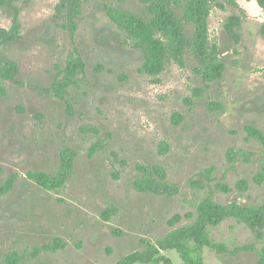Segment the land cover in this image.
I'll return each instance as SVG.
<instances>
[{"label": "rangeland", "instance_id": "rangeland-1", "mask_svg": "<svg viewBox=\"0 0 264 264\" xmlns=\"http://www.w3.org/2000/svg\"><path fill=\"white\" fill-rule=\"evenodd\" d=\"M8 1L0 4V28L12 23ZM57 2L11 0L20 35L0 43V64L13 60L18 67L16 80L0 76V185L17 174L12 189L0 195V264L10 251L23 255L20 264H114L163 237L175 213L183 215L177 226L189 223L184 214L195 213L208 193L219 203L264 200V181L253 180L264 164V145L244 128L264 133V12L256 0H237L245 11L238 42L223 26L237 9L212 8L209 42L217 43L225 69L208 86L189 46L183 65L167 55L157 75L141 71V51L103 8L111 3L146 16L138 0L84 1L73 33L56 17ZM192 32L186 23L188 38ZM73 48L85 69L66 89L68 107L44 89L62 76ZM178 115L183 118L175 123ZM65 146L76 155L62 188L46 190L27 178L28 171L56 172ZM141 179L178 190H136ZM241 179L248 183L245 191L236 187ZM262 232L258 241L245 224L224 220L211 228L214 240L253 244L255 250L229 255L205 248V264H258ZM56 238L65 246L35 252ZM162 253L181 264L174 250Z\"/></svg>", "mask_w": 264, "mask_h": 264}, {"label": "trees", "instance_id": "trees-1", "mask_svg": "<svg viewBox=\"0 0 264 264\" xmlns=\"http://www.w3.org/2000/svg\"><path fill=\"white\" fill-rule=\"evenodd\" d=\"M86 0H58L55 5L57 18L65 20L64 26L71 33L76 29V18L81 13V7ZM124 3L126 0H115ZM264 12V0H256ZM14 9L12 23L8 29L0 28V43L14 40L19 37L21 22L18 11ZM147 15L143 16L126 7H117L111 3H105L103 8L110 20L125 32L126 42L141 51L143 63L141 71L150 75L160 73L165 65L167 55H170L178 64L183 65L185 47L189 46L194 58L199 63L198 73L206 86L210 82L222 77L225 64L220 59L218 45L209 42L208 18L212 8L225 9L231 6L237 9L224 20L223 26L227 34L235 41L240 39L239 27L241 25L244 9L237 0H138ZM0 4H6L0 0ZM186 23L193 25L190 38L186 35ZM264 36V22L260 28ZM85 69V62L78 49L69 51L65 66L60 70L61 77L52 81L44 90L51 92L56 97L63 99L70 107V100L65 96L67 87ZM18 71L17 63L6 60L0 64V76L8 80H16ZM183 118L178 115L175 123ZM248 138H254L264 145V133L257 127L247 125L244 127ZM76 152L65 146L60 151L59 169L53 174L44 171H28L27 178L46 190L62 188L66 180L72 175ZM17 178V174L9 175L0 185V195L8 193ZM256 184L264 181V164L254 175ZM139 191H154L172 195L177 188L155 179L136 180L134 185ZM236 187L241 191L248 188L246 180H238ZM216 188L224 192L232 190L226 184H217ZM108 213L112 214V210ZM191 218L186 224H177L183 215L175 213L167 221L171 229L154 242H147L143 249L134 250L115 261L114 264H173L172 259L163 254L165 250H174L181 264H205L204 249L208 248L218 254L236 255L241 251L255 250L253 244L228 245L224 241H216L211 235V228L217 227L226 219H234L243 223L254 232L258 241L263 240L264 229V200L257 204H241L235 200L227 203L216 202L208 193L200 199L195 206V213L184 214ZM65 244L58 238L51 245L36 247L35 252L42 249L55 250L64 247ZM23 255L17 251H10L5 256V264H20ZM258 264H264V245L258 250Z\"/></svg>", "mask_w": 264, "mask_h": 264}]
</instances>
